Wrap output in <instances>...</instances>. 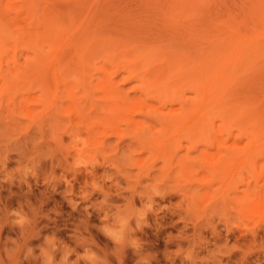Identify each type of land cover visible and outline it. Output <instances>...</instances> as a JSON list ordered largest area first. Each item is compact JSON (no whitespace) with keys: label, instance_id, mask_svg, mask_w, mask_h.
<instances>
[{"label":"rangeland","instance_id":"1","mask_svg":"<svg viewBox=\"0 0 264 264\" xmlns=\"http://www.w3.org/2000/svg\"><path fill=\"white\" fill-rule=\"evenodd\" d=\"M18 1L9 2L18 5ZM152 2L125 0L127 18L102 20H107L109 31L140 24L148 33L161 25ZM12 17V27L2 26L5 36L0 45V264H264V135L252 146L259 153L252 158L247 151L253 148L245 137L236 139V128L230 138L226 133L218 135L222 122L215 117L208 137L213 146L197 137L188 143L177 135L170 142L171 132L165 131L166 156L161 147V155L152 146L131 148L133 139L124 132L123 120L117 122L118 135L129 138L106 139L100 133L106 122L98 118H112V109L123 95L138 97L133 93L138 84L122 83V74L115 80L119 93L112 86L109 90L108 84L99 82L103 60L95 57L99 61L93 60L85 74L67 71L60 89L63 96L44 98V90L36 84L14 78V64L25 67L36 49L33 52L32 44L23 46L30 43L29 22ZM208 31L211 41L214 32ZM150 35L131 36L150 40ZM250 72L229 115L235 118L240 109L254 106L264 132V67ZM138 98L141 102L144 97ZM75 109H80L78 115ZM169 109L177 106L163 109L154 102L149 108L158 115ZM134 118L139 126H127L129 135L140 133L139 128H150L147 133L161 128H154L150 119ZM232 146L239 151L229 153Z\"/></svg>","mask_w":264,"mask_h":264},{"label":"bare ground","instance_id":"2","mask_svg":"<svg viewBox=\"0 0 264 264\" xmlns=\"http://www.w3.org/2000/svg\"><path fill=\"white\" fill-rule=\"evenodd\" d=\"M53 1L56 3L49 0H19L18 5H11L10 2L8 4L6 1V4L5 0H0V45L4 41L2 40L5 34L3 27L13 26L10 17L13 16L14 20L24 17L25 21L29 22L31 30L28 32L30 43L25 42L23 46L29 48L35 45L34 49L32 48L33 52L36 49L33 58L27 61L29 63L25 64V67L14 64L16 68L14 78H22L25 83L36 84V88L44 90L42 91L45 92L44 98L54 97L55 100L60 95L63 96L60 89L65 83L67 71H81V74H85L88 67L93 66L94 58L98 57L101 61L103 60V68L98 71V73L102 72L99 82L108 84L109 90L111 86L114 87L111 90L119 93L120 89L115 86V80L123 74L122 83H137L133 93L135 97H144L141 102L138 97H136L138 101H135L133 99L136 98L130 99L126 94L121 99L117 97V103L112 109L114 117L106 119L97 117L101 123L104 120L106 122V126L102 124L105 126H103L104 130L100 129L103 131L100 133L104 138L114 135L120 136L119 138L132 136L130 139L135 142L134 144L130 142L131 148L135 145L141 148L152 146L157 152H154L155 154L166 156L169 149L165 148L166 139L162 138L165 131L171 132L170 142L177 135L178 138L184 137L185 140L187 138L188 143L189 140H193V137L194 139L197 137L199 142L209 144L212 142L210 138L208 142V137L213 132L212 117H215L222 122L217 131L220 137L223 136L222 133H226V136L230 138L231 130L236 128L238 132L236 139L240 141V138L245 137L247 144L251 147L261 140L260 137L264 135V132L260 131V124L253 112L255 107L240 109L234 115L235 118L230 116L232 113L230 109L232 110V105L237 102L235 95H241L245 91L244 83L251 78L250 71L256 72L264 67V0H240L239 2L235 0H152L153 6L150 5L153 7L154 14H152L159 18L161 25L153 26L156 32L149 28L148 33L144 25L140 24L131 29L115 27L113 28L115 31L111 29L113 32L108 30L107 24L104 23L107 20L103 22L102 17L108 19L107 16H111L118 20L127 18L129 11L122 5L125 0H120L121 2H116L117 4L111 3V0ZM59 3L63 6L62 4V7L57 6ZM118 5H122V8ZM1 19L6 20L2 22ZM95 19H100L103 24L100 20L95 22ZM209 29L214 32V39L211 41H208L207 37ZM18 31L22 33V29ZM135 33L151 34V38L150 40L134 38L131 35ZM19 35L26 37L24 33ZM167 37H169L168 40H166ZM178 38L183 40L185 38V40L178 42ZM17 41L16 39V44ZM222 44L223 47H220ZM219 47L221 52L215 59V49ZM30 65H33L36 71L32 72ZM175 76L177 77L175 80L169 81ZM2 78L1 80L3 82L5 80L6 83L7 79ZM168 82L173 85L171 89ZM11 84L9 83L10 86ZM103 86L106 87V85ZM230 90L232 93L229 92ZM5 91L6 88L3 92ZM186 93L192 96L185 98ZM119 95L122 97V94ZM154 102L163 109H166V106L175 105L177 109H169L167 114L158 115L157 110H149ZM75 111L78 115V110L75 109ZM135 116H141L142 120L150 119L154 128H156L155 125L157 127L159 125L160 130L147 133L146 131L151 130L150 128H139L140 133L136 130V135H134L136 131L131 132L132 134L129 132V135L128 131L131 127L127 126L134 127L136 124L139 126V122H135ZM122 120L124 124H120L124 127L126 125L124 132L129 137L126 134L118 135L121 132L118 130V121ZM114 122L118 123L114 124ZM248 125H251V129L247 127ZM225 129H227L226 132ZM143 131L144 134H141ZM221 142L223 145L224 142ZM221 142L220 144L217 142L218 146ZM195 143L197 142L193 144ZM213 144V142L210 143L211 146ZM234 147H229L228 152L232 149V152L236 153L237 149ZM261 147L264 149V144ZM253 149H251L253 152L247 151L248 157L252 158L259 154L255 152V148ZM261 152L264 153V150Z\"/></svg>","mask_w":264,"mask_h":264}]
</instances>
